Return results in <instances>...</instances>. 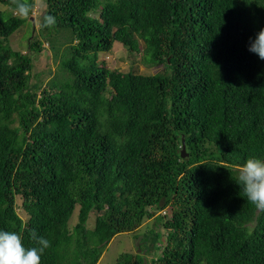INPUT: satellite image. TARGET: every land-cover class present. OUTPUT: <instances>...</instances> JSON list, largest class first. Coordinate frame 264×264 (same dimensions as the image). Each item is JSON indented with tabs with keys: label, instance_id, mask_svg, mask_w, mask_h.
Segmentation results:
<instances>
[{
	"label": "trees",
	"instance_id": "trees-1",
	"mask_svg": "<svg viewBox=\"0 0 264 264\" xmlns=\"http://www.w3.org/2000/svg\"><path fill=\"white\" fill-rule=\"evenodd\" d=\"M45 1L42 31L71 35L57 71H37L41 41L9 45L34 0L27 19L0 0V230L49 240L41 264H98L141 226L146 256L115 264H264L236 167L264 159V0ZM117 46L159 70H112Z\"/></svg>",
	"mask_w": 264,
	"mask_h": 264
},
{
	"label": "rangeland",
	"instance_id": "rangeland-1",
	"mask_svg": "<svg viewBox=\"0 0 264 264\" xmlns=\"http://www.w3.org/2000/svg\"><path fill=\"white\" fill-rule=\"evenodd\" d=\"M36 8L33 12V18L28 19L26 23L20 28L9 40V45L13 49L21 51L22 53L27 52L29 48V42L32 39L39 40L47 48V51L43 53V56H37V71H45L51 68L53 71H57L60 59L58 53H54L51 49L53 46L69 45L71 43V35L68 29H58L56 31H42L40 26V20L45 14L46 1L45 0H34ZM36 35V36H35ZM34 37V38H33ZM50 48V49H49ZM100 59L104 60L109 68L112 70L127 72L131 70L132 66L136 67V70L142 74L156 73L159 69L149 68L141 63L140 56L130 54L127 49L117 46L115 50L106 55H100ZM35 60V58H34ZM22 217H25L20 212ZM78 211H75L71 218V223L77 222ZM90 228L94 225V216L91 214L88 221ZM145 226H141L136 233H121L115 236L109 243L105 250L101 260L98 264H115L117 259L124 253H140L146 256V252L142 249L146 243ZM151 255V254H150ZM150 257V256H147Z\"/></svg>",
	"mask_w": 264,
	"mask_h": 264
},
{
	"label": "clouds",
	"instance_id": "clouds-1",
	"mask_svg": "<svg viewBox=\"0 0 264 264\" xmlns=\"http://www.w3.org/2000/svg\"><path fill=\"white\" fill-rule=\"evenodd\" d=\"M15 13L21 18H29L32 5L28 0H12ZM33 18V17H32ZM56 18L44 15L40 26L51 28L56 25ZM248 51L264 60V29H261L255 39L249 41ZM238 169V185L242 192L257 209L264 210V159L251 157ZM31 238L39 247L26 248L21 234L0 230V264H41V257L50 247V241L43 236H38L35 230L31 231Z\"/></svg>",
	"mask_w": 264,
	"mask_h": 264
},
{
	"label": "water",
	"instance_id": "water-1",
	"mask_svg": "<svg viewBox=\"0 0 264 264\" xmlns=\"http://www.w3.org/2000/svg\"><path fill=\"white\" fill-rule=\"evenodd\" d=\"M183 144H184V142H183ZM185 152H186V149H185V145H184L183 146L182 153H181L182 157H185L186 156Z\"/></svg>",
	"mask_w": 264,
	"mask_h": 264
}]
</instances>
